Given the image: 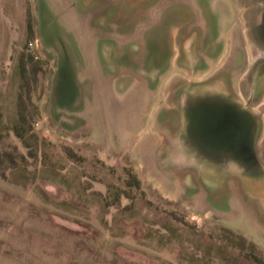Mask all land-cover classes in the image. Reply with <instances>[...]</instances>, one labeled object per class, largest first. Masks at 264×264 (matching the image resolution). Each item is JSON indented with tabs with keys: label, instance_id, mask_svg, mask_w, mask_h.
<instances>
[{
	"label": "rangeland",
	"instance_id": "374dc122",
	"mask_svg": "<svg viewBox=\"0 0 264 264\" xmlns=\"http://www.w3.org/2000/svg\"><path fill=\"white\" fill-rule=\"evenodd\" d=\"M263 13L0 0V264L264 259Z\"/></svg>",
	"mask_w": 264,
	"mask_h": 264
},
{
	"label": "trees",
	"instance_id": "16d2710c",
	"mask_svg": "<svg viewBox=\"0 0 264 264\" xmlns=\"http://www.w3.org/2000/svg\"><path fill=\"white\" fill-rule=\"evenodd\" d=\"M31 32H32V30H31ZM14 132L18 137L23 138V136L21 135L22 131H19L18 128H16V129L14 128ZM0 156H1V150H0ZM4 161H6V159ZM5 176H6L5 174H2V177H5ZM133 178H134L133 180L137 184V187L140 188V182L137 180V177L133 176ZM118 200H120L119 197H118ZM239 244L236 248L238 250H240L239 255L242 258H244V260H246V262H248L246 264H264V259L262 257L258 256V253H257L258 250L254 246V244H248V242H246V241H243L242 244L241 243H239ZM224 248L221 247L220 249H217V252H220V253H222V251L226 252L224 250ZM208 255H209V252H207V251H204L203 253L201 252V250L197 251V252H193L190 254V256L188 255L190 257V260H189V262L188 261L187 262H188V264H201L202 262H205L204 260L206 259V257H208ZM225 255H229L228 257H226V260L232 258L231 257L232 254L225 253ZM209 260L213 261V258L211 257Z\"/></svg>",
	"mask_w": 264,
	"mask_h": 264
},
{
	"label": "flooded vegetation",
	"instance_id": "af4514ba",
	"mask_svg": "<svg viewBox=\"0 0 264 264\" xmlns=\"http://www.w3.org/2000/svg\"><path fill=\"white\" fill-rule=\"evenodd\" d=\"M263 2H264V0H259V3L262 4ZM263 14H264V13H263ZM263 18H264V16H263ZM250 88H251V87H250Z\"/></svg>",
	"mask_w": 264,
	"mask_h": 264
}]
</instances>
